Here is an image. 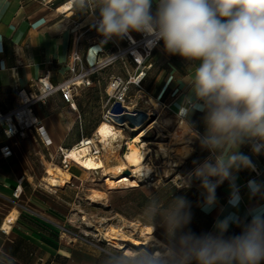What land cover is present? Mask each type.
Wrapping results in <instances>:
<instances>
[{"label":"clouds","instance_id":"obj_1","mask_svg":"<svg viewBox=\"0 0 264 264\" xmlns=\"http://www.w3.org/2000/svg\"><path fill=\"white\" fill-rule=\"evenodd\" d=\"M80 11L91 10L102 43L122 39L131 32L162 41L164 51L178 55L190 70L189 92L178 104L202 149L210 153L184 178L181 187L201 181L205 209L216 203V187L229 180V203L240 200L234 170L253 168L241 145H264V0H70ZM155 10L153 11V3ZM204 113L203 134L188 121ZM210 177H218L216 183ZM252 195L264 185L248 184ZM189 202L175 196L167 202L152 194L142 218L154 225L160 218L167 240L152 239L140 246L97 248L103 264H261L264 261V207L250 212L251 220L239 235L225 237L229 225L239 223L230 215L217 220L214 233L197 236L183 231L191 221ZM11 264V262H10Z\"/></svg>","mask_w":264,"mask_h":264},{"label":"crops","instance_id":"obj_2","mask_svg":"<svg viewBox=\"0 0 264 264\" xmlns=\"http://www.w3.org/2000/svg\"><path fill=\"white\" fill-rule=\"evenodd\" d=\"M155 7L154 2L153 11ZM137 34L129 33L133 39ZM94 36L102 38L92 11L77 10L70 0H0V111L14 109L18 90L31 91L38 79L46 77L45 82L54 85L66 78L72 53L79 54L85 66L91 65L106 48L102 40H89ZM94 47L96 50L92 52ZM150 66L157 71L155 84L162 85L164 79L171 78L183 87V100L189 92L187 62L164 51L161 41L152 51ZM74 106L75 110L55 94L44 105L34 107L40 133L51 142L48 148L33 132L7 139L0 128V148L7 145L12 151L8 159H3L0 153V264L100 263L97 247L91 240L78 236L72 224L78 194L73 185L76 177L69 174L70 182L62 187L45 184L30 157V148L40 147L48 156H57L58 148L69 150L82 139H89L84 136L88 122L84 114L81 116L76 100ZM203 115L194 111L188 117L193 129L201 134L205 131ZM257 143L249 141L239 148L260 173L256 177L251 168L233 171L239 203L235 206L229 203L232 186L229 180H224L216 187V203L207 210L202 205L213 231L217 220L233 215L239 223L230 224L228 231L241 233L243 225L251 220L250 212L264 207V189L252 195L248 187L250 181L264 185V145L254 151ZM37 156L43 161L39 151ZM24 173L21 193L14 199L13 191Z\"/></svg>","mask_w":264,"mask_h":264},{"label":"rangeland","instance_id":"obj_3","mask_svg":"<svg viewBox=\"0 0 264 264\" xmlns=\"http://www.w3.org/2000/svg\"><path fill=\"white\" fill-rule=\"evenodd\" d=\"M89 40L98 42L103 39L94 36ZM119 40L121 43H117ZM134 41L135 45L131 46L123 39L113 38L103 44L106 46L104 50L105 53L116 49L126 52L137 50L142 57L141 66L138 67L131 62V58L126 53L121 60L94 75L91 78V86L79 89L78 95L75 97L82 110L80 111L81 116L84 114V118L88 122L84 136L91 139L96 128L102 122L112 125L119 136L115 143L109 142L108 146L99 143H95L96 148L92 146L93 153L99 151L96 156L107 167L104 169L107 173L103 170L101 172H86L73 163L68 169V174L74 175L77 179L73 181L78 194L71 215L74 231L78 236L91 240L97 248L138 247L148 243L152 238L151 243L155 245L165 243L167 236L161 226L160 218L157 217L152 225L146 222L141 215L144 205L152 194L157 195L162 202H167L175 196H184L190 205L191 221L183 231L190 230L197 236L214 233L210 220L198 211L200 202L206 195L201 187V181L193 179L190 187H181L184 183L183 179L187 178L195 167L193 161H203L210 154L208 150L201 148L190 128L187 135L185 134L178 140L179 142H176L172 137L179 121L181 119L185 121L177 107L182 102L183 87L171 78L164 79L162 85L155 84L157 71L156 69L152 70L150 65L152 51L157 46L152 49L149 56L145 57L141 52L144 45L139 33ZM95 50V47L92 48V52ZM140 71L144 72L145 76L138 87L128 86V100L125 104L128 115L135 117L121 121V116L124 115L115 113L116 110H119V106L117 107L115 104L113 93L108 89L109 80L111 77H120L127 81L129 77H133ZM144 126L146 127L144 128ZM150 126L152 128L146 131ZM140 129L142 131L137 133ZM142 132L144 134L140 141L145 143L151 151L144 162L152 168L151 173L149 176H143L140 172L134 174L131 168L116 173L114 169L120 164L121 157L123 158L125 155L128 142ZM163 146L167 150V157H164L160 152V147ZM37 151L42 154L43 161L37 156ZM185 152L188 154L186 155ZM30 153L34 170L43 179L47 176L46 170L55 167L64 170L59 155L51 160L48 152L40 147L36 150L30 148ZM121 176L131 180L130 182L135 186L106 183L108 179L114 182ZM215 178L210 177L209 179L216 183ZM43 181L47 184V181ZM68 182H70V177ZM146 228L150 230L151 234H145ZM110 233L125 237V243L111 241L108 238ZM239 234L238 231H227L224 235L227 238ZM100 259L98 264H103L101 255ZM261 264H264V261H261Z\"/></svg>","mask_w":264,"mask_h":264},{"label":"built area","instance_id":"obj_4","mask_svg":"<svg viewBox=\"0 0 264 264\" xmlns=\"http://www.w3.org/2000/svg\"><path fill=\"white\" fill-rule=\"evenodd\" d=\"M140 35L143 39L142 43L144 45L141 52H143L144 56L147 57L152 49L158 45V43L153 41V39L149 36H145L143 34ZM122 39L128 45H135L131 44V40L128 36H125ZM149 43L151 44V47H148ZM133 52H131V50L126 52L116 49L112 52L105 53V50L102 49L100 51V56L91 65L87 66L83 64L82 58L79 54L76 52L72 53L67 65L68 75L66 78L54 85L48 83V81L45 82L46 77L40 78L37 80L36 84L32 86L31 91L27 92L25 90H18V104L14 109L4 113L0 111V128L2 129L4 136L7 139H10L14 136L23 137L26 132H33L39 138L43 147L48 148L51 145V142L45 135L40 133V121L34 113V107L36 105H44L52 95L59 94L62 101L75 110L74 100L78 95V90L91 86V78L94 75L111 66L118 60H121L122 56L126 53H128L131 61L136 66H141L142 59L141 61H138ZM144 76L145 73L140 71L134 74L133 77H129L127 81L122 80L120 77H111L108 89L111 93H113L115 104L117 107L119 106V110H116L115 113H122L124 116L128 115V109L125 107L126 101L128 100V86L134 85L138 87ZM83 143L85 146H91V144H88L89 139H82L73 148H78ZM65 151L66 150L62 148H58L57 154L61 158L62 168L67 172L71 162L67 161ZM0 153L3 159H8L12 156V151L7 145L0 148ZM49 157L53 160L56 156L53 155ZM251 170L256 177L260 176L259 171H257L254 167L251 168ZM25 178L26 174L24 173L18 179L17 186L12 194L14 199H18L21 193V183L25 180ZM62 233L66 234L64 230H62Z\"/></svg>","mask_w":264,"mask_h":264},{"label":"bare ground","instance_id":"obj_5","mask_svg":"<svg viewBox=\"0 0 264 264\" xmlns=\"http://www.w3.org/2000/svg\"><path fill=\"white\" fill-rule=\"evenodd\" d=\"M127 36L130 38L131 44L132 45L135 44L134 39L129 34ZM148 47H151L150 43L148 44ZM133 53H134L136 58L138 57L137 58L138 61H141L142 58H141L140 54L138 53V51H134ZM134 117L135 116H132V115L121 116V121L123 119H126V118L127 119L128 118L133 119ZM145 127L146 126H144V128ZM150 128H152V126H150L146 131H148ZM141 131L142 130L140 129V131H138L137 133H140ZM187 132H189V127L186 124V122L183 119H181L179 121V125L174 130L172 137H174V139L177 142L179 139L184 137L185 134L187 135ZM143 134H144V132L139 134V136H134L132 138L133 140L131 139L132 141L128 142L127 151H126L125 155L123 156V158L121 157L120 164L117 162V164H119V165H117V167L115 169L113 168L114 171L116 170V173H118V172L120 173L121 171H123L125 169L131 168L132 173H134V174L136 172H140L143 176H147V175L149 176L152 168H150L144 162H145L146 158L149 156L151 151L145 143L140 141V138L143 136ZM118 137L119 136L117 134V131L113 128L112 125L108 124L107 122H102L96 128L92 138L89 139L88 144H91V146H85V144L83 143L78 148H71L69 150H66L65 151V157H66L67 161L75 164L77 167H79L80 169H82L86 172H91V171L92 172L93 171H100L101 172V170L104 171V169L107 167L104 165L102 160L98 156H96V154L99 151H97L96 153H93L92 146H94L96 148L95 143H99L101 145H107L108 146L109 142L115 143V141L118 139ZM160 152L162 153V155L164 157H167V150L165 149L164 146L160 147ZM185 154L187 155L188 153L185 152ZM104 172H106V171H104ZM45 174L47 175L45 178L47 183L49 185L54 186V187H62L64 184L68 183V180H69V174L66 171L61 170L57 167L51 168L48 171L46 170ZM130 181L131 180H129L125 176H121V177L117 178L114 182H112L111 180L108 179V180H106V183H108L110 185H120V186L121 185L122 186L123 185H127V186L129 185L132 187L135 186V184H133ZM149 232H150V230L148 228H146L145 234H147V235L151 234ZM108 238H110L111 241H116V243H125V240H126V239L124 240L125 237L123 238V236L116 235L114 233L108 234Z\"/></svg>","mask_w":264,"mask_h":264},{"label":"trees","instance_id":"obj_6","mask_svg":"<svg viewBox=\"0 0 264 264\" xmlns=\"http://www.w3.org/2000/svg\"><path fill=\"white\" fill-rule=\"evenodd\" d=\"M205 199V197H203ZM204 199L202 200V202H200V205L198 207V211L199 213H201L203 216H205L206 218L209 219V217L202 211V205L204 204ZM210 220V219H209ZM228 231V230H227Z\"/></svg>","mask_w":264,"mask_h":264},{"label":"water","instance_id":"obj_7","mask_svg":"<svg viewBox=\"0 0 264 264\" xmlns=\"http://www.w3.org/2000/svg\"><path fill=\"white\" fill-rule=\"evenodd\" d=\"M124 174L126 175V174H127V172L125 171V172H124Z\"/></svg>","mask_w":264,"mask_h":264}]
</instances>
